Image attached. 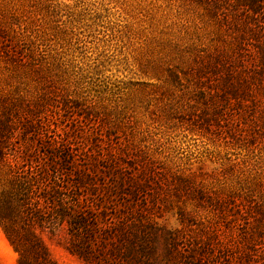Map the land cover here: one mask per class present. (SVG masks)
I'll return each mask as SVG.
<instances>
[{
  "label": "rangeland",
  "instance_id": "1",
  "mask_svg": "<svg viewBox=\"0 0 264 264\" xmlns=\"http://www.w3.org/2000/svg\"><path fill=\"white\" fill-rule=\"evenodd\" d=\"M241 10L0 0V90L75 153L98 227L88 260L70 223L37 228L58 264H264V9ZM17 258L0 224V264Z\"/></svg>",
  "mask_w": 264,
  "mask_h": 264
},
{
  "label": "trees",
  "instance_id": "2",
  "mask_svg": "<svg viewBox=\"0 0 264 264\" xmlns=\"http://www.w3.org/2000/svg\"><path fill=\"white\" fill-rule=\"evenodd\" d=\"M209 1L218 5L227 0ZM233 2L253 20L264 9L263 0ZM9 40L0 18L4 53L12 51ZM240 47L245 51L244 46ZM222 68L217 66L216 70ZM233 74L235 71L228 68L224 82L237 91L247 81L234 80ZM26 109L20 96L0 90V224L18 254V264H58L36 230L52 231L64 223H70L75 238L70 251L88 260L92 254L88 243L94 241L98 227L83 205L81 193L86 177L75 170V153L55 136L44 135V124L36 115L23 117ZM73 173L75 178L71 177Z\"/></svg>",
  "mask_w": 264,
  "mask_h": 264
}]
</instances>
